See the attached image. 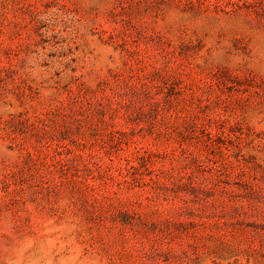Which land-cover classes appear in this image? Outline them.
Returning a JSON list of instances; mask_svg holds the SVG:
<instances>
[{"label":"rangeland","instance_id":"1","mask_svg":"<svg viewBox=\"0 0 264 264\" xmlns=\"http://www.w3.org/2000/svg\"><path fill=\"white\" fill-rule=\"evenodd\" d=\"M0 264H264V0H0Z\"/></svg>","mask_w":264,"mask_h":264}]
</instances>
